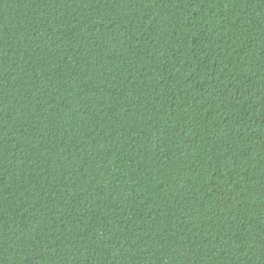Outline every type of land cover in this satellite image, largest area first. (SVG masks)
<instances>
[{
  "label": "trees",
  "instance_id": "obj_1",
  "mask_svg": "<svg viewBox=\"0 0 264 264\" xmlns=\"http://www.w3.org/2000/svg\"><path fill=\"white\" fill-rule=\"evenodd\" d=\"M0 264H264V0H0Z\"/></svg>",
  "mask_w": 264,
  "mask_h": 264
}]
</instances>
